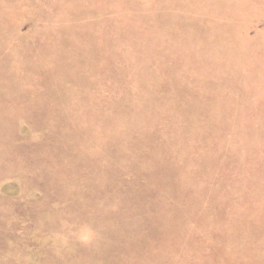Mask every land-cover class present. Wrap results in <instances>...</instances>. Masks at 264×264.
Masks as SVG:
<instances>
[{
    "label": "rangeland",
    "instance_id": "1",
    "mask_svg": "<svg viewBox=\"0 0 264 264\" xmlns=\"http://www.w3.org/2000/svg\"><path fill=\"white\" fill-rule=\"evenodd\" d=\"M0 264H264V0H0Z\"/></svg>",
    "mask_w": 264,
    "mask_h": 264
}]
</instances>
